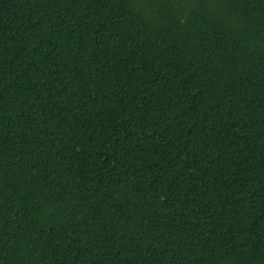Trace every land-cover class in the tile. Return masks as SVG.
<instances>
[{
    "label": "trees",
    "instance_id": "1",
    "mask_svg": "<svg viewBox=\"0 0 264 264\" xmlns=\"http://www.w3.org/2000/svg\"><path fill=\"white\" fill-rule=\"evenodd\" d=\"M0 264H264V0H0Z\"/></svg>",
    "mask_w": 264,
    "mask_h": 264
}]
</instances>
